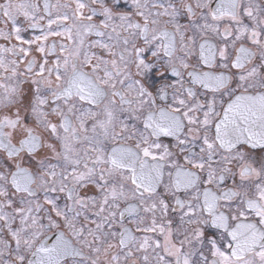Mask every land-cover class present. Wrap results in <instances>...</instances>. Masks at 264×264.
I'll list each match as a JSON object with an SVG mask.
<instances>
[{"label": "snow or ice", "instance_id": "6c2138e0", "mask_svg": "<svg viewBox=\"0 0 264 264\" xmlns=\"http://www.w3.org/2000/svg\"><path fill=\"white\" fill-rule=\"evenodd\" d=\"M0 25V264H264V3L2 0Z\"/></svg>", "mask_w": 264, "mask_h": 264}, {"label": "flooded vegetation", "instance_id": "af4514ba", "mask_svg": "<svg viewBox=\"0 0 264 264\" xmlns=\"http://www.w3.org/2000/svg\"><path fill=\"white\" fill-rule=\"evenodd\" d=\"M0 2H2V0H0ZM61 2H66V3H73V0H61ZM260 2L264 3V0H260ZM2 26V25H0ZM0 43H4V41L0 40ZM34 55H36L35 53H33ZM37 59H39V56H37Z\"/></svg>", "mask_w": 264, "mask_h": 264}]
</instances>
